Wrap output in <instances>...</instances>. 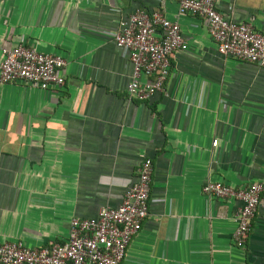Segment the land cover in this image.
I'll return each mask as SVG.
<instances>
[{"label": "crops", "instance_id": "0c3cea01", "mask_svg": "<svg viewBox=\"0 0 264 264\" xmlns=\"http://www.w3.org/2000/svg\"><path fill=\"white\" fill-rule=\"evenodd\" d=\"M137 9L177 22L187 44L145 102L127 96L133 67L114 43ZM217 10L264 31V0ZM19 45L62 57L65 82L0 86V243H66L71 220L118 208L150 159L149 214L121 264H264V208L240 249L241 204L202 193L264 184V67L218 54L207 23L176 0H0V63Z\"/></svg>", "mask_w": 264, "mask_h": 264}, {"label": "built area", "instance_id": "2783aa9c", "mask_svg": "<svg viewBox=\"0 0 264 264\" xmlns=\"http://www.w3.org/2000/svg\"><path fill=\"white\" fill-rule=\"evenodd\" d=\"M176 1L180 15L196 16L207 23L218 54L264 67V31H256L249 23L228 21L218 12L217 0ZM114 43L127 52L133 67L127 96L139 102L164 91L171 56L187 49L177 22L169 21L158 11L145 9H137L129 16L114 34ZM2 53L0 86L22 82L49 92L65 82L66 62L60 56L41 54L24 45ZM216 145L214 141L213 146ZM152 174V161L145 159L139 166L137 181L127 190L121 205L102 209L95 219H72L64 244L32 249L19 241L0 243V264H121L132 238L148 217ZM202 193L241 204L233 241L242 249L257 210L264 208V184L236 189L209 182L202 187Z\"/></svg>", "mask_w": 264, "mask_h": 264}]
</instances>
